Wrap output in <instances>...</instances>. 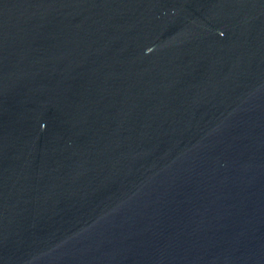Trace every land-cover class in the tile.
I'll return each instance as SVG.
<instances>
[{
  "label": "water",
  "instance_id": "1",
  "mask_svg": "<svg viewBox=\"0 0 264 264\" xmlns=\"http://www.w3.org/2000/svg\"><path fill=\"white\" fill-rule=\"evenodd\" d=\"M0 264H264V0H0Z\"/></svg>",
  "mask_w": 264,
  "mask_h": 264
}]
</instances>
